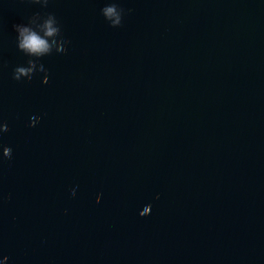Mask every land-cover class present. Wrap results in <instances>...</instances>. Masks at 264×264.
Returning a JSON list of instances; mask_svg holds the SVG:
<instances>
[{
    "label": "clouds",
    "instance_id": "obj_1",
    "mask_svg": "<svg viewBox=\"0 0 264 264\" xmlns=\"http://www.w3.org/2000/svg\"><path fill=\"white\" fill-rule=\"evenodd\" d=\"M32 4L41 5L42 8H47L50 0H29ZM101 15L108 22L110 27L118 28L122 26L124 18V9L113 2L106 4L101 9ZM13 30L16 33V47L25 56L29 57L26 65H18L12 71V79L15 81L31 80L37 73H45L42 82L48 83L47 69L40 62L42 57L56 53H65L67 45L70 41L66 40L62 35L61 25L55 14L51 12L41 13L35 12L27 18L26 23L14 24ZM39 117H32L29 123L30 127H34L39 122ZM9 126L6 121L0 120V135L7 133ZM2 149V157L4 159H12L13 151L11 147L0 145ZM72 194L75 195L73 189ZM158 198V197H157ZM97 203L100 201L98 195ZM151 205L145 206L140 212L141 216H146L150 213ZM7 256L3 258L6 262Z\"/></svg>",
    "mask_w": 264,
    "mask_h": 264
}]
</instances>
